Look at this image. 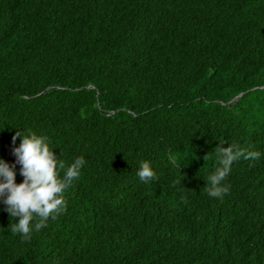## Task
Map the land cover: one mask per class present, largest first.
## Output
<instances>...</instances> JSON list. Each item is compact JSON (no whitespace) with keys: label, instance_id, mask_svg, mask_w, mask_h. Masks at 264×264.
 <instances>
[{"label":"trees","instance_id":"16d2710c","mask_svg":"<svg viewBox=\"0 0 264 264\" xmlns=\"http://www.w3.org/2000/svg\"><path fill=\"white\" fill-rule=\"evenodd\" d=\"M29 131L87 163L0 264H264V0H0V158ZM219 144L262 156L217 199Z\"/></svg>","mask_w":264,"mask_h":264},{"label":"clouds","instance_id":"9594fccd","mask_svg":"<svg viewBox=\"0 0 264 264\" xmlns=\"http://www.w3.org/2000/svg\"><path fill=\"white\" fill-rule=\"evenodd\" d=\"M17 137L20 138L19 145L12 149L15 161L9 163L0 158V204L15 220L9 231L19 234L21 241L26 242L31 240L34 232L47 227L50 219L54 221L66 211L65 193L79 180L87 162L83 156L75 158L61 176L60 170L65 165L46 137L31 131L26 134L16 132L13 145ZM261 156L259 151L236 144L227 147L219 144L214 149L215 169L204 178L207 195L223 198L229 193L230 186L226 181L233 164L241 159L255 161ZM17 166L23 178L20 183L16 182ZM136 175L142 183L156 179V173L147 161L139 163Z\"/></svg>","mask_w":264,"mask_h":264},{"label":"water","instance_id":"95a60500","mask_svg":"<svg viewBox=\"0 0 264 264\" xmlns=\"http://www.w3.org/2000/svg\"><path fill=\"white\" fill-rule=\"evenodd\" d=\"M242 96H243V94H240V95L237 96L233 101H238Z\"/></svg>","mask_w":264,"mask_h":264}]
</instances>
